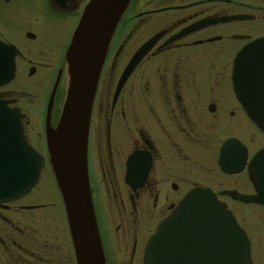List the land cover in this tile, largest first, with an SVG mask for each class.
<instances>
[{
    "label": "flooded vegetation",
    "instance_id": "af4514ba",
    "mask_svg": "<svg viewBox=\"0 0 264 264\" xmlns=\"http://www.w3.org/2000/svg\"><path fill=\"white\" fill-rule=\"evenodd\" d=\"M253 1L256 2L254 5L235 0H152L151 3H158L155 9L135 15V20L152 21L162 16L169 20L151 37L164 34L136 67L120 94L115 98L118 83L143 44L131 56L117 79L111 105L98 108L100 119L105 122L107 138L105 144L99 143L100 151L96 157L101 156V152L107 153L113 170L105 167L101 171L105 181L107 179L106 194L110 192L114 195L118 191L120 197V202L110 197L107 200L117 209L120 207L121 228L125 226L123 215L128 208L123 195L136 217V225L132 224L134 233L110 235L106 226L108 220L100 214L101 199L98 193H93L90 181L106 264H145L148 241L193 191L204 190L215 194L218 202L235 216L238 223L235 209L264 210L259 203V192L262 190L258 192V189H264V181H260L264 174V157L260 159V177L255 169L256 157L264 152V122L258 125L251 117L252 114L264 115V52L252 49L254 41L264 38V0ZM90 2L0 0V102L19 115L25 140L32 148L34 143L27 130V92L48 67H54L55 85L60 77V86L67 73V50ZM128 12L114 35L98 84L88 140L89 178L93 173L90 134L93 122L97 120L100 83ZM234 16L248 19L203 27L175 43L165 45L170 38L193 24ZM242 25L245 26L242 32L235 29ZM122 47L123 44L119 45L115 53L112 73L115 71L113 63ZM246 48L243 63L236 66L237 57ZM148 60L161 63L155 67L154 73L150 70L146 91H137L135 83L131 86V106L127 107L123 94ZM162 63L165 67L163 74H155ZM11 64L13 77L7 81L12 73ZM238 75L245 81L244 84L236 83ZM106 86L103 102L108 99L111 89L110 83ZM51 95L40 138L45 146ZM56 95L51 111L53 128L59 122L53 119ZM99 124L103 126L101 121ZM230 141L238 143L229 147L228 158L224 160L222 151ZM35 150L46 163V157ZM47 156L49 161L48 150ZM238 169L240 171L236 172ZM114 178L116 187L108 182V179ZM13 203L1 204L0 209L4 210ZM245 232L252 258V239ZM23 239L20 243L11 242L17 254L14 256L16 264H44L48 251L44 249L43 252L42 248L48 246L25 235ZM1 242L10 249L3 239ZM72 253L67 256L68 264H75L73 249Z\"/></svg>",
    "mask_w": 264,
    "mask_h": 264
},
{
    "label": "water",
    "instance_id": "95a60500",
    "mask_svg": "<svg viewBox=\"0 0 264 264\" xmlns=\"http://www.w3.org/2000/svg\"><path fill=\"white\" fill-rule=\"evenodd\" d=\"M133 1L91 0L66 53L68 89L56 128L51 126V111L60 77L48 106L46 145L65 208L75 264H106L90 186L88 140L98 83L108 51ZM247 19L234 16L201 21L182 30L165 45L203 27ZM163 35L154 36L137 51L119 81L115 98ZM252 45L253 50L264 52V38ZM247 50L239 54L236 66H241ZM11 70L7 81L13 77L12 64ZM244 82L239 75L236 77L237 84ZM251 117L258 125L264 122V115L252 114ZM233 143L238 142L230 141L223 148L224 160ZM263 157L264 152L255 159L258 174ZM43 169L44 160L25 140L19 115L0 102V205L27 196L37 185ZM260 181H264L263 173ZM258 192L259 203L264 206V189ZM145 264H252L250 243L246 232L232 213L218 202L215 194L196 190L185 197L149 240Z\"/></svg>",
    "mask_w": 264,
    "mask_h": 264
},
{
    "label": "rangeland",
    "instance_id": "374dc122",
    "mask_svg": "<svg viewBox=\"0 0 264 264\" xmlns=\"http://www.w3.org/2000/svg\"><path fill=\"white\" fill-rule=\"evenodd\" d=\"M193 1L197 0H192V2ZM235 1L245 2L244 0ZM151 2L152 0H135L131 5V8L129 9L126 20L119 29L115 50L113 49L114 51L109 58L103 72L96 103L97 120L93 122V127L90 134V155L91 158L93 157V161L91 164L93 173L90 181L93 184V193H98V196L101 199V201L99 200L100 214L101 217L105 218V220H108V224H105L107 226L108 233L110 235L116 236L124 233H134L135 228L133 227V225H136V217L131 213V208L127 197L123 195L128 208L127 212L123 215V218L125 219V226L121 228L122 217H120L118 212V209H120V207L118 206L117 209L115 206H113L114 204H110V202L107 200V198L110 197L112 200L114 198L116 202H120V197L118 191H116V194L114 193V195L110 192L109 195L106 194L107 187L105 186V182L107 181V179L105 181L104 177L101 174V171L105 169V167L109 168V170H113L111 163L109 162L107 153L101 152L102 155L96 157L100 151V148H98L99 143L105 144L107 138L105 122L102 121V118L100 119L98 108L100 106L106 107L111 105V98L116 86L117 79L119 78L122 70L124 69L131 56L142 44L147 42L153 35L159 32L160 29L165 27V22L169 20V18L166 16L158 17L152 21H148V19L135 20V15L156 8V5L158 3L155 4ZM245 3L254 5L256 2L253 0H248ZM163 5L164 4L160 6ZM187 14L189 15L190 13ZM244 27L245 26L243 25L237 26L235 27V29L242 32V29ZM135 28L137 29L135 30ZM242 41L243 40H241L240 42L242 43ZM121 44H123V47L117 57L116 62L113 63L115 66V71L114 73H112V62L115 58V53L117 52V50L119 49L118 47ZM159 63L161 62L148 60L145 62L140 71L135 74V76L129 83L130 86L128 85L129 87L123 94V98L126 101L127 107L131 106V86L135 83L136 86H138L136 89L137 91H146V85L149 81L148 76L150 75V70L152 69L154 73L156 71L155 67ZM163 65L164 64L162 63L159 71L155 74H163L165 69ZM60 67L63 68V66ZM53 68L54 67H48L47 69L44 68L42 73H40V77L32 85L31 90L27 92L26 115L29 122V125L27 127L28 134L30 135L31 141H33L34 143V148L37 149L41 154H43L44 157H46V163L39 183L31 192V194L26 198H23L18 202L9 205V207L4 210L0 209V264H16L17 259H15L14 256H16L17 254L13 251L14 249L11 246V242L14 241L20 243V241H24V235L32 240H38L42 242L43 245L48 246L46 248H42L43 252H45L44 249H47L48 251L47 259L44 264H68L67 256L68 254H73L72 242L68 230V225L66 223L67 218L62 199L59 194V190L51 167L49 166L45 143L40 139L41 135L43 134L44 117L48 100L56 82V74L54 77L52 72ZM65 74L66 75H64V77L62 78L61 84L57 89V102L54 107L55 109L53 116V119L56 122L59 121L61 108L65 101L68 89L69 77L68 73ZM109 83L111 84V89L109 90L110 93L108 94V99L106 98V101L103 102V94L106 91V85ZM100 121L104 127L100 126ZM115 128V125L112 126L114 139L113 143H115ZM101 130L102 134L100 133ZM102 140H104V143H102ZM103 147L105 148V146H102V148ZM108 182H111L112 185L116 187L115 178L108 179ZM123 209L124 208H122V210ZM235 214L238 216L240 222L239 224L249 233L250 238L252 239V264H264V210L235 209ZM1 239H3L4 242H6V244L10 246V249H7L4 246V244L1 242ZM10 251L12 252L10 253Z\"/></svg>",
    "mask_w": 264,
    "mask_h": 264
}]
</instances>
